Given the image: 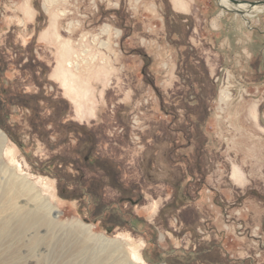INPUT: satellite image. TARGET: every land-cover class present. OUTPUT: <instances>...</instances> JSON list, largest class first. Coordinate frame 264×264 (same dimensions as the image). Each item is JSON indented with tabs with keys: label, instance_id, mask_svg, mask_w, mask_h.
I'll list each match as a JSON object with an SVG mask.
<instances>
[{
	"label": "rangeland",
	"instance_id": "obj_1",
	"mask_svg": "<svg viewBox=\"0 0 264 264\" xmlns=\"http://www.w3.org/2000/svg\"><path fill=\"white\" fill-rule=\"evenodd\" d=\"M257 8L0 0V126L14 139L0 129V164L134 264H264Z\"/></svg>",
	"mask_w": 264,
	"mask_h": 264
},
{
	"label": "bare ground",
	"instance_id": "obj_2",
	"mask_svg": "<svg viewBox=\"0 0 264 264\" xmlns=\"http://www.w3.org/2000/svg\"><path fill=\"white\" fill-rule=\"evenodd\" d=\"M70 66L60 62L56 77L80 106V90L74 87L77 77L70 74ZM7 154L6 138L0 132V160ZM0 264L134 263L118 240L93 233L91 225L77 219L60 220L49 198L31 181L0 164Z\"/></svg>",
	"mask_w": 264,
	"mask_h": 264
},
{
	"label": "water",
	"instance_id": "obj_3",
	"mask_svg": "<svg viewBox=\"0 0 264 264\" xmlns=\"http://www.w3.org/2000/svg\"><path fill=\"white\" fill-rule=\"evenodd\" d=\"M225 1L231 3L237 9V12L239 13L241 12L238 11V9H240L241 6L243 7L248 6L250 9H253L258 6H264V0H258L255 2L238 1V0H225Z\"/></svg>",
	"mask_w": 264,
	"mask_h": 264
},
{
	"label": "trees",
	"instance_id": "obj_4",
	"mask_svg": "<svg viewBox=\"0 0 264 264\" xmlns=\"http://www.w3.org/2000/svg\"><path fill=\"white\" fill-rule=\"evenodd\" d=\"M0 129H1L2 131H4L7 135H9V138H10V139H12L11 135L8 134L7 131H5L3 127L0 126ZM12 140H14V139H12ZM85 161H86V160H85ZM51 167H52V165H51V166H48V168H46V170L48 171V173L51 172ZM83 196H85V197H87V198H91V196H92V197L94 198V200H99L98 196H97L96 194H93V193H92V195H91L90 193H89V194H88V193H84ZM96 196H97V197H96Z\"/></svg>",
	"mask_w": 264,
	"mask_h": 264
}]
</instances>
